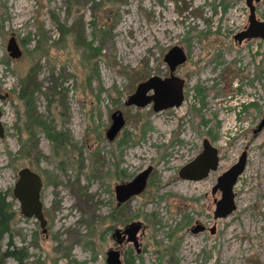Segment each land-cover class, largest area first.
<instances>
[{
	"label": "rangeland",
	"instance_id": "obj_1",
	"mask_svg": "<svg viewBox=\"0 0 264 264\" xmlns=\"http://www.w3.org/2000/svg\"><path fill=\"white\" fill-rule=\"evenodd\" d=\"M254 6L264 19V0ZM246 17L244 0H0V195L9 218L0 264H104L110 228L130 222L141 224L131 264H264V126L255 131L264 41L233 40ZM173 46L185 56L174 71L183 101L158 111L125 104L139 82L168 76L163 56ZM27 83L28 107L18 98ZM114 112L123 125L109 141ZM203 138L216 168L179 178ZM241 152L234 208L214 219L210 188ZM147 166L144 189L111 221L113 185ZM20 168L40 176L44 233L12 194ZM196 222L206 229L190 232Z\"/></svg>",
	"mask_w": 264,
	"mask_h": 264
},
{
	"label": "water",
	"instance_id": "obj_2",
	"mask_svg": "<svg viewBox=\"0 0 264 264\" xmlns=\"http://www.w3.org/2000/svg\"><path fill=\"white\" fill-rule=\"evenodd\" d=\"M258 0H244L247 8L246 26L239 32L233 35V40L240 43L243 40L258 38L264 41V19H258L255 16L254 3ZM8 56L16 58L20 55L17 45L13 38H10L6 44ZM163 61L166 63L169 71V77L159 78L150 76L146 80L139 82L133 93L127 97L125 104H133L143 106L152 103L153 111H158L173 106H178L182 101V80L172 73L176 66L184 63L185 56L181 48L177 46L171 47L163 56ZM264 62V60H263ZM151 90V94L147 92ZM6 97V93H0V101ZM1 116V113H0ZM264 123V117L260 120L257 128H260ZM123 125V120L120 113L114 112L111 115V124L105 131V137L111 140ZM3 136V128L0 122V137ZM218 162L215 148H213L207 140L202 141L201 152L194 157L190 162L182 166L178 170V176L186 179H201L206 176L209 171L216 168ZM245 164V154L241 152L236 161L231 164L226 170L221 172L215 180L212 187V192L219 190L220 197L215 201L213 218L224 217L234 208L232 187L240 175ZM150 171V167L139 171L128 182L115 186L116 198L118 200L126 199L134 194L141 192L144 189L146 178ZM42 182L40 176L28 168H20L17 171V178L13 184L12 194L18 202L19 211L24 217H33L42 227L44 219L41 212V202L39 199V191ZM139 228L138 223H131L126 232L130 234L129 240H132L134 245V234ZM200 226L192 229L193 232L201 230ZM106 260L115 262L114 253L108 252Z\"/></svg>",
	"mask_w": 264,
	"mask_h": 264
},
{
	"label": "flooded vegetation",
	"instance_id": "obj_3",
	"mask_svg": "<svg viewBox=\"0 0 264 264\" xmlns=\"http://www.w3.org/2000/svg\"><path fill=\"white\" fill-rule=\"evenodd\" d=\"M247 40H249V39H247ZM241 43V42H240ZM264 60V59H263ZM263 64H264V62H263ZM175 69H176V67H175ZM175 69H174V71H175ZM174 71H173V75L174 76H176L175 74H174ZM167 77H169V73H168V76ZM167 77H163V78H167ZM177 77V76H176ZM163 78H161V79H163ZM181 80H182V87H183V83H184V81H183V79L182 78H180ZM147 94H148V92H147ZM236 99V98H235ZM240 100V99H239ZM182 101H183V93H182ZM181 101V102H182ZM241 103H244L245 104V106L248 104L247 102H245V101H241ZM149 104V103H148ZM150 104L152 105V103L150 102ZM152 108V107H151ZM112 115V114H111ZM111 115H110V120H111ZM264 117V114L262 115V117L260 118V120L262 119ZM260 120H259V122H260ZM259 122H258V124H259ZM258 124H257V126H258ZM264 126V123H263V125L260 127V128H257L256 127V130L255 131H257V130H260L262 127ZM117 134V133H116ZM116 134H115V136H116ZM114 136V137H115ZM113 137V138H114ZM113 138L111 139V140H113ZM108 140V139H107ZM111 140H109V141H111ZM203 140H207L206 138H203L202 139V141ZM201 150H202V142H201V148H200V150L197 152V154L194 156V157H196L200 152H201ZM245 154V153H244ZM193 157V158H194ZM193 158H191L188 162H190ZM188 162H186L185 164H187ZM185 164H183L182 166H184ZM181 166V167H182ZM217 166V165H216ZM150 167V166H149ZM180 167V168H181ZM179 168V169H180ZM150 169H151V167H150ZM223 172V171H222ZM149 173H150V171H149ZM148 173V174H149ZM208 174V173H207ZM206 174V175H207ZM179 177V176H178ZM180 178V177H179ZM204 178V177H203ZM182 179H186V178H182ZM202 179V178H201ZM188 180H191V181H195V180H199V179H188ZM215 180H216V178H215ZM124 183H126V182H120V183H117V184H114L113 185V188H112V196H113V203H110L111 204V206H110V210H109V214H108V218L111 220V221H113V219L115 218V220H116V214L118 213V212H122L123 211V209H124V207L127 205V203H128V201H129V197L128 198H126V199H123V200H118L117 198H116V192H115V186L116 185H120V184H124ZM215 183V182H214ZM214 185V184H213ZM213 185L211 186V188H210V195L212 196V202H213V210H214V204H215V201L216 200H218V199H216V198H214L215 196V194L218 192L219 194V197H220V192H219V190H215L214 192H212L211 190H212V187H213ZM42 187V186H41ZM145 187V186H144ZM41 189V188H40ZM39 195H40V191H39ZM40 199V198H39ZM41 202V201H40ZM213 210H212V212H213ZM41 212H42V204H41ZM42 216H43V214H42ZM212 217H213V214H212ZM44 219V218H43ZM131 223H138L139 224V228H138V230H137V232L139 231V230H141V224L139 223V222H130V223H126V224H124V225H122V226H120V227H113V228H110V233H109V239L111 240V246L110 247H108L106 250H105V258H104V264H131V258L128 256V253H130L131 254V252H132V254L134 253V255H138L139 253H140V245H139V242H138V240H137V238H136V234H137V232L134 234V241H135V243H136V245H134V243H133V241L132 240H129V237H130V234L128 233V232H126V230L128 229V226L131 224ZM38 225H39V222H38ZM44 225H45V219H44V223H43V226L41 227L40 225H39V227L41 228V232L42 233H44L45 232V229H44ZM196 226H200L202 229L201 230H197L196 232H193L192 231V229H194ZM206 229V227L205 226H203L202 224H199V223H197L196 222V224H194V226L193 227H191L190 228V232H192V233H197V232H202V231H204ZM213 230H214V228L212 227V228H210V232L212 233L213 232ZM108 252H110V253H114L115 254V257H116V263L115 262H108L107 260H106V258H107V254H108ZM134 257V256H133Z\"/></svg>",
	"mask_w": 264,
	"mask_h": 264
},
{
	"label": "trees",
	"instance_id": "obj_4",
	"mask_svg": "<svg viewBox=\"0 0 264 264\" xmlns=\"http://www.w3.org/2000/svg\"><path fill=\"white\" fill-rule=\"evenodd\" d=\"M59 33L61 36L65 35L66 33V29L64 28L63 25H59ZM83 42H85V40H83ZM86 46H88L90 49H92V51L95 53H97L98 51V48H95L91 45V42H85L84 43ZM30 86V84H26L23 86V84H21L20 86V91L18 93V98L23 100L25 105L28 107L29 105V91H25L27 90V88ZM45 130V133H46V136L47 138H49L50 140H54L56 135L55 134H50L48 132L47 129H44ZM5 206H6V203L4 201V197L2 195H0V238H1V235L5 232L8 231V223H9V218L8 216L4 213V210H5Z\"/></svg>",
	"mask_w": 264,
	"mask_h": 264
},
{
	"label": "bare ground",
	"instance_id": "obj_5",
	"mask_svg": "<svg viewBox=\"0 0 264 264\" xmlns=\"http://www.w3.org/2000/svg\"><path fill=\"white\" fill-rule=\"evenodd\" d=\"M232 230V229H231ZM231 230H230V232H231ZM232 245H233V243H232Z\"/></svg>",
	"mask_w": 264,
	"mask_h": 264
}]
</instances>
